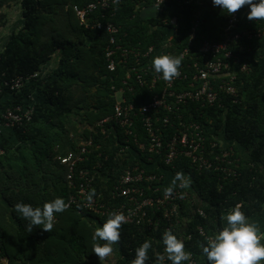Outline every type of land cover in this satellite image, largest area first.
<instances>
[{"label": "trees", "instance_id": "16d2710c", "mask_svg": "<svg viewBox=\"0 0 264 264\" xmlns=\"http://www.w3.org/2000/svg\"><path fill=\"white\" fill-rule=\"evenodd\" d=\"M8 1L0 0V8ZM14 1L21 8L22 23L0 50V264H99L91 251L92 236L98 228L95 220L100 227L108 218L71 207L55 214L50 231L42 230V226L29 231L28 222L15 212L14 206L20 202L42 206L56 197L67 204L72 192L66 179L68 169L59 158L75 151L80 138L89 137L100 147H95L81 166H102L92 190L109 196L122 160L115 136L111 133L105 138L96 126L112 115V86L120 85L125 69L119 66L116 72L108 70L105 48L109 35L81 24L73 10L74 6L83 8L98 0ZM124 1L112 21L122 26L128 42L148 46L161 39L160 31H150L158 19H147L145 15L133 18L134 3ZM213 31L216 28L206 31L207 38L215 36ZM55 55L59 58L57 67L44 73V66ZM34 74L39 76L20 90L4 86L6 81ZM239 78L242 103L228 105L226 113L206 111V117L222 128L221 137L234 144L233 159L238 160L240 175L231 179L219 177L213 170L192 173L207 214L206 219L197 216L190 226L194 239L187 244V250L198 256V245L204 242L195 232L197 226L212 230L220 227L223 211L236 204H241L248 218L264 207V49L261 58L251 62L250 73ZM141 93L144 97L137 107L151 99L147 91ZM16 106L33 107L31 118L22 125L5 127L3 114ZM246 153L248 158L243 157ZM183 168L193 172L189 161L181 160L174 174ZM150 236L135 225H121L116 264H131L135 249L146 239L153 247ZM152 251L150 248L149 256Z\"/></svg>", "mask_w": 264, "mask_h": 264}, {"label": "built area", "instance_id": "2783aa9c", "mask_svg": "<svg viewBox=\"0 0 264 264\" xmlns=\"http://www.w3.org/2000/svg\"><path fill=\"white\" fill-rule=\"evenodd\" d=\"M124 2L98 0L83 8H73L81 24L109 35L105 48L108 70L116 72L122 66L125 73L120 85L112 86L115 98L112 115L96 126L105 138L112 133L117 141L122 160L117 183L108 197L98 193L89 201L102 166L81 165L100 144L96 146L93 137L80 138L75 151L59 158L68 169L66 179L72 192L67 208H77L97 218L123 213L126 220L122 225H135L151 234L154 246L146 264H171L162 243L165 230H171L183 241L190 254L184 264H206L202 243L198 245L199 256L187 250V244L194 239L190 226L197 216L207 218L206 203L192 173L200 175L213 170L219 177L231 179L240 175L238 160L233 159L234 144L221 137L222 128L206 117V111L216 109L226 113L228 105L242 103L239 77L249 74L251 62L262 56L264 20H248L247 6L229 15L213 7L211 0H132V17L157 18L150 31L162 33L156 43L133 45L126 39L122 26L112 21ZM214 14L219 16V23L210 22L209 17ZM94 16L97 17L92 20ZM214 28L215 36L207 38L206 31ZM163 54L181 58L179 75L167 81L151 66L153 57ZM38 76L17 77L6 81L4 86L20 90ZM142 90L151 94V99L137 107L144 97ZM32 113L33 107L9 109L3 114L4 126L22 125ZM142 157H146L145 162ZM181 160L189 161L193 172L183 168L177 179L173 171ZM229 209L223 211L220 227L214 230L196 227L195 232L204 243L223 226V216ZM161 256L165 257L163 261Z\"/></svg>", "mask_w": 264, "mask_h": 264}, {"label": "clouds", "instance_id": "9594fccd", "mask_svg": "<svg viewBox=\"0 0 264 264\" xmlns=\"http://www.w3.org/2000/svg\"><path fill=\"white\" fill-rule=\"evenodd\" d=\"M213 7H219L229 15L247 6L248 20H264V0H211ZM151 66L164 80H171L179 75L181 58L169 54L153 57ZM177 174V179L180 178ZM96 195L90 191L89 201ZM67 204L61 197L45 202L42 206L33 207L27 203H17L14 210L28 222V230L34 226H42L48 232L54 226L55 214L66 210ZM126 217L123 213H110L102 226L95 229L92 236L91 251L103 260L113 252V245L120 239L121 225ZM223 226L206 242L201 244L202 255L206 264H262L264 262V243L260 228L252 222L241 210V205L236 204L223 216ZM103 242V243H101ZM164 252L171 264H184L189 261L190 254L185 250V245L171 230H165L162 236ZM151 242L145 240L135 249V258L131 264H146L149 259ZM164 256L160 257L163 261Z\"/></svg>", "mask_w": 264, "mask_h": 264}, {"label": "rangeland", "instance_id": "374dc122", "mask_svg": "<svg viewBox=\"0 0 264 264\" xmlns=\"http://www.w3.org/2000/svg\"><path fill=\"white\" fill-rule=\"evenodd\" d=\"M0 50L4 45L6 39L11 35L12 31H17L22 23L21 19V8L18 3L14 0H10L5 3L3 7L0 8ZM59 58L55 55L52 60L44 66V73H51L54 67H57ZM247 155V156H246ZM243 157L248 158V153ZM197 204V203H196ZM241 205V204H239ZM249 219L256 223L260 228L262 234H264V207L263 209L255 214ZM263 239V238H262ZM113 252L103 260H99V264H116V259L118 258V252L116 245L113 246Z\"/></svg>", "mask_w": 264, "mask_h": 264}, {"label": "crops", "instance_id": "0c3cea01", "mask_svg": "<svg viewBox=\"0 0 264 264\" xmlns=\"http://www.w3.org/2000/svg\"><path fill=\"white\" fill-rule=\"evenodd\" d=\"M214 15H215V14H214ZM209 18H210V20H211V21H210L211 23H219V21H217L218 18H219V16L215 15V16H210ZM4 43H5V42H4ZM95 223H96V226L99 227L98 219L95 220ZM115 245H116V247L118 246L117 243H116ZM117 249H118V247H117ZM118 250H119V249H118ZM262 263H264V262H262Z\"/></svg>", "mask_w": 264, "mask_h": 264}]
</instances>
